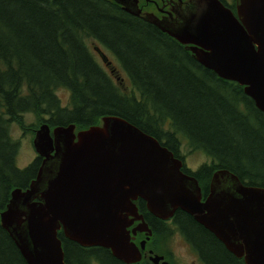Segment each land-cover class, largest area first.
<instances>
[{
  "label": "trees",
  "instance_id": "16d2710c",
  "mask_svg": "<svg viewBox=\"0 0 264 264\" xmlns=\"http://www.w3.org/2000/svg\"><path fill=\"white\" fill-rule=\"evenodd\" d=\"M117 66L133 90L121 87ZM56 88L67 89V104ZM104 116L127 120L179 158L181 138L205 154L208 162L183 169L198 180L203 195L219 169L245 185L264 187V113L241 85L217 76L157 27L105 0H0V211L13 188L28 187L40 164L36 156L24 168L16 165L13 123L32 134L43 122L81 130L100 125ZM135 204L154 220L144 200ZM175 214L206 264H245L192 216L180 209ZM154 229L156 236L167 233ZM57 235L66 264H88V258L123 264L104 247L82 249L61 231ZM0 264H27L1 224Z\"/></svg>",
  "mask_w": 264,
  "mask_h": 264
},
{
  "label": "water",
  "instance_id": "95a60500",
  "mask_svg": "<svg viewBox=\"0 0 264 264\" xmlns=\"http://www.w3.org/2000/svg\"><path fill=\"white\" fill-rule=\"evenodd\" d=\"M199 9L180 33L168 34L198 46V62L243 86L264 113V0H235L236 11L219 0H202ZM74 129L72 123L54 126L51 135L48 123L40 125L33 144L44 156L42 165L29 188L12 189L0 213L1 226L27 264H66L59 230L81 246L104 247L125 263L138 261L140 251L127 230L129 215L142 219L138 198L161 219L184 211L245 264H264V187L245 185L219 169L202 199L182 160L127 120L105 116L100 125ZM49 158L58 166L56 175L36 192L33 185ZM139 227L151 233L144 222ZM160 258L151 260L160 264Z\"/></svg>",
  "mask_w": 264,
  "mask_h": 264
},
{
  "label": "flooded vegetation",
  "instance_id": "af4514ba",
  "mask_svg": "<svg viewBox=\"0 0 264 264\" xmlns=\"http://www.w3.org/2000/svg\"><path fill=\"white\" fill-rule=\"evenodd\" d=\"M105 1L107 3H113L114 5H117L118 10H121L130 16H134V17L136 16L154 25L162 33L176 40L178 43L182 44L185 50L190 53L191 57L197 60V56L201 52L199 47L198 46L195 47L194 43L180 42L175 37L168 34V31L176 34L180 33L181 30L189 23L190 15L197 14L200 11L199 7H200V2L202 0H105ZM219 1L223 3L226 7L230 8L231 10L236 11V9H234L235 0L233 1L219 0ZM38 157H40V165L38 166L39 169L40 166L42 165L44 156L39 154ZM53 160L55 159L49 158V161L43 164V174L41 175L40 180L38 178L33 185L36 192L41 191V189H38L37 186L44 181V178L46 177L49 171L50 163L52 164ZM182 162H183L182 168L187 170L188 167H186L184 159H182ZM35 177L29 181L28 188L30 182L34 180ZM45 186L43 187V189L45 188ZM207 194H208V190L205 195H203L202 193V199H204L207 196ZM36 199L37 198H32V200H36ZM18 207L20 209V206ZM138 213L142 215V219H134L133 215H129V219H131V221L130 220H129L130 222L128 221L129 225L127 226V230L129 231L130 241L134 242L135 245L137 246L138 250L140 251L139 253L141 258L136 262L125 263L124 261L114 256L119 260V262L123 264H153L151 258L157 255L161 257L159 259L160 264H162V262L164 261H166L168 264H187L186 256L184 257L182 254H180V250L178 251L179 245H181L186 247L185 252L193 261V264H206L203 258L201 257L199 250L194 245H191L190 242L188 241V238L184 235V233L180 231V226L176 221L175 213L173 216L168 217L166 219H161L153 215L154 220H152L149 217H145L144 214L140 213L139 211ZM142 222H144L147 225L148 229L151 230L150 234L149 231H141L139 229L140 228L139 224ZM154 227L159 228L161 231L166 229L167 233L160 232L156 236L155 235L156 230L154 229ZM164 236H167L168 238L167 246H165L164 244ZM154 239L155 242L153 244L151 241ZM172 239L175 242V246L173 248H170L169 241H171ZM143 242H144L143 247H141V243ZM80 247H83L82 249H86L92 246L80 245ZM93 247H99V246H93ZM109 253L111 254L110 251ZM97 259L88 258L87 262L88 264H94V263L101 264L100 260Z\"/></svg>",
  "mask_w": 264,
  "mask_h": 264
},
{
  "label": "rangeland",
  "instance_id": "374dc122",
  "mask_svg": "<svg viewBox=\"0 0 264 264\" xmlns=\"http://www.w3.org/2000/svg\"><path fill=\"white\" fill-rule=\"evenodd\" d=\"M227 1H229V0H227ZM113 65L115 66L116 63L115 64L113 63ZM117 69L119 70V75H120L119 77L121 78V82H120V83H122L121 87H123L125 90H128V91L133 90L134 86L129 82L127 74L124 71H122L121 69H119L118 66H117ZM55 92L58 95V97L61 99V103H63V104L68 103L69 92L67 91V89L56 88ZM31 118H32L31 116H29V117L25 116L24 119H25V121L28 122V121H31ZM17 127L18 126H16L15 123H13L11 125V135L13 136L14 139L19 141V149L17 151L15 159H16V165L20 169V168H24L27 164H29V162H31L36 156H38L37 152L35 151V148L33 147V140H34L36 132L40 126L38 125L33 130L32 134L22 133L21 130H19ZM74 131L75 132L78 131V130H76V126H75ZM77 141H78V135H74V142H77ZM179 153L183 157L182 159H184L186 167H188V169L191 171L196 170L201 164H203V162H208V160H209V158L205 154H203L202 152L193 151V150L189 149L186 140L183 138H181ZM57 167L58 166H55V164L50 163L49 171H48L46 177L44 178V181L42 180L43 182H41L37 186L38 189L42 190L43 187L45 186V184L56 175ZM223 185L225 187L230 186L229 183L226 181L223 182ZM154 242H155V239L152 240L153 244H154ZM164 244H165V246L168 245L167 236H164ZM169 244H170V248H173L175 246L174 240L172 239L171 241H169ZM185 249H186L185 246L179 245L178 251L180 250V254H182L184 257L186 256L187 264H193V261L186 254ZM92 261H94V260H92Z\"/></svg>",
  "mask_w": 264,
  "mask_h": 264
},
{
  "label": "bare ground",
  "instance_id": "6f19581e",
  "mask_svg": "<svg viewBox=\"0 0 264 264\" xmlns=\"http://www.w3.org/2000/svg\"><path fill=\"white\" fill-rule=\"evenodd\" d=\"M16 245V244H15ZM17 247V246H16Z\"/></svg>",
  "mask_w": 264,
  "mask_h": 264
}]
</instances>
